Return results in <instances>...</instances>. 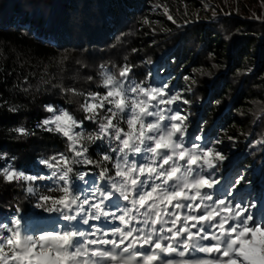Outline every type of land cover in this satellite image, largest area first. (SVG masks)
<instances>
[{"label":"trees","instance_id":"trees-1","mask_svg":"<svg viewBox=\"0 0 264 264\" xmlns=\"http://www.w3.org/2000/svg\"><path fill=\"white\" fill-rule=\"evenodd\" d=\"M187 2L0 0V167L8 161L26 173L46 176L53 170L38 161L63 153L74 161L69 175L83 192L81 201L87 198L90 203L98 202L99 194L91 195L93 185H109L99 178L101 167L110 168V176L115 172L100 154L116 142L89 139L99 129L86 119L89 113L81 105L88 100V93L107 91L103 87L106 75L120 79L121 67L132 65L134 81L156 86L167 82L171 91L182 97L171 107L182 109L180 115L187 118L185 124L194 143H201L194 139L196 135L203 136L204 144L212 139L235 140L241 152L237 170H247L249 174L239 188L246 187V193L250 191L258 197L264 195V0H196L200 16L190 12ZM153 9L166 16L154 14ZM183 99L189 103L184 104ZM47 105L66 109L84 122V129H75L84 132L78 144L89 149L87 156L99 161V166L84 164L82 158L69 151L67 138L45 130L41 122L52 115L46 111ZM199 122L201 125L193 128ZM120 126L127 131L126 123L121 121ZM19 128L27 133L19 134L15 131ZM135 159L143 160L140 156ZM231 165L224 161L218 169L203 174L215 179L222 167L230 169ZM78 173H86L87 182L80 181ZM53 183L61 182L30 183L35 189L31 196L25 191L26 181L8 183L0 173V226L19 220L22 234L37 237L69 229L87 233L89 226L82 223L80 216L86 218L94 214V209L74 207L72 214L78 219L68 222L59 209L50 210V202L42 203V195H62L58 187L48 191ZM226 189L218 183L206 191L213 195L214 191ZM116 203L131 207L122 199L113 201ZM206 204L211 202H203L194 212L177 209L181 213L179 225H184V215L202 214ZM121 214L116 212L117 216ZM194 223L187 224L193 232ZM90 224L104 230L123 227L111 214L101 216L99 221L90 220ZM133 224L145 227L135 221ZM97 236H103V232ZM188 254L197 256L195 251ZM166 259L167 255H161V260Z\"/></svg>","mask_w":264,"mask_h":264},{"label":"snow or ice","instance_id":"snow-or-ice-1","mask_svg":"<svg viewBox=\"0 0 264 264\" xmlns=\"http://www.w3.org/2000/svg\"><path fill=\"white\" fill-rule=\"evenodd\" d=\"M168 18L173 19L171 15ZM133 67L123 65L120 79L106 75L103 87L107 91L88 93V100L81 105L89 113L86 119L96 123L99 129L94 137L90 134L89 139L103 141L107 138L116 142L100 154L103 161L112 164L115 172L110 176L111 169L101 167L99 178L107 180L109 185H93L95 191L91 195L99 194L98 202L90 203L87 198L81 201L83 192L69 175L73 172L70 163L74 161L63 153L38 161L53 170L46 176L26 173L8 161L0 167L8 183L60 181L59 185L50 184L48 191L58 187L62 195H42L40 200L45 205L50 202L51 211L59 209L68 222L78 219V215L72 214L74 207L94 209V214L86 218L80 216L82 223L89 226L87 233L69 229L37 237L22 234L20 221L12 220L0 226V264H157L158 261L160 264H264V220L257 221L244 205L229 206L226 198L214 199L206 191L214 189L220 180L218 176L210 179L203 172L218 169L217 161L223 163L228 159L227 154L213 147V142L204 144L201 135L194 138L201 143H194L185 124L187 118L180 115L182 109L171 107L182 97L173 93L167 82L156 86L134 81L131 78ZM182 102L189 103L186 99ZM161 105L169 107L161 108ZM46 111L52 115L41 122L45 130L67 138L69 151L74 157L82 158L81 162L99 166V161L87 156L89 149L78 144L84 132L74 129H84V122L66 109L47 105ZM168 111L173 114L166 115ZM121 121L127 124V131L120 126ZM15 131L21 135L27 133L24 128ZM137 156L143 160L138 162ZM86 176V173H78L82 182H87ZM242 181L246 182V178L237 177L230 192ZM27 191L32 193L33 188L28 187ZM121 199L131 207L113 204ZM205 201L211 204L204 205L202 214L184 215L185 223L179 225L181 213L177 209L194 212ZM117 211L122 214L117 216ZM110 214L123 227L104 230L90 224V220L99 221L101 216L107 218ZM133 221L145 227H136ZM189 221L196 222L192 224L195 232L187 227ZM167 224L172 226L165 227ZM101 231L103 236H97ZM111 236L119 238L111 239ZM142 248L149 251H139ZM191 251L204 253L206 258L185 259ZM161 254L180 259L161 260Z\"/></svg>","mask_w":264,"mask_h":264},{"label":"rangeland","instance_id":"rangeland-1","mask_svg":"<svg viewBox=\"0 0 264 264\" xmlns=\"http://www.w3.org/2000/svg\"><path fill=\"white\" fill-rule=\"evenodd\" d=\"M187 1H188L187 4L190 6L189 8L190 12L195 14V16H200L198 15V9L195 4L196 0H187ZM152 12L161 17L166 16L163 11H156L155 9H153ZM187 94L189 93L187 92ZM200 125H201L200 122L196 123L193 128H196ZM214 141L216 140L212 139L211 141L213 142V147L221 148L223 152L227 154L228 159L225 161L230 162L232 164L231 165L232 167L230 169H225L224 167H222L219 173L216 174L215 177L217 176L219 177V180H220L219 183L222 184L223 189L225 188V186L227 187V189L222 190V191H219V190L214 191L213 195L214 196L216 195L219 198H226L227 201L229 202V206H232L235 204H242L245 207H247L249 214H254L255 219L257 221L264 220V195H262L261 197H258L257 194L255 195L250 191L246 193V187H242V188L237 187L230 192V189L233 188V182L236 181L237 177L249 176V174L246 172L247 170H243L240 172L237 170L236 166L239 165V157L241 155V152L237 150L236 141L230 139V140L223 141L222 144H215ZM217 163L219 164L221 162L217 161ZM30 183L32 182L26 181L25 191L27 194L31 195V193L27 191V186L30 185ZM195 253L197 254L196 257L187 254L185 259L206 258V256L200 252H195ZM161 255H164V254H161ZM167 257L172 258V259H177V260L180 259V257L178 256H172V257L167 256Z\"/></svg>","mask_w":264,"mask_h":264},{"label":"built area","instance_id":"built-area-1","mask_svg":"<svg viewBox=\"0 0 264 264\" xmlns=\"http://www.w3.org/2000/svg\"><path fill=\"white\" fill-rule=\"evenodd\" d=\"M28 187H32V188H33V192L31 193V196H34V195H35V189H34V187H33L31 184L28 185L27 188H28ZM29 195H30V194H29Z\"/></svg>","mask_w":264,"mask_h":264}]
</instances>
